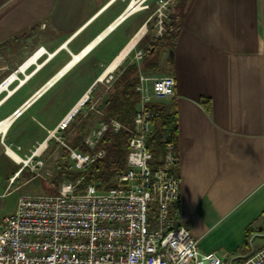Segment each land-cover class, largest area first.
I'll return each mask as SVG.
<instances>
[{
    "label": "crops",
    "instance_id": "1",
    "mask_svg": "<svg viewBox=\"0 0 264 264\" xmlns=\"http://www.w3.org/2000/svg\"><path fill=\"white\" fill-rule=\"evenodd\" d=\"M131 1L0 0V83L16 76L12 94L0 97V121L85 51L8 125L0 138V184L31 181L19 159L32 155L42 174L50 159L59 160L69 137L56 128L59 121L84 92L104 87L100 79L117 74L140 39L155 38L151 19L166 2L168 19L184 13L171 60L162 50L151 59L156 69L139 76L162 72L175 81L174 95L153 103L173 104L176 112L174 212L201 254L237 264L264 247V0H146L145 8L129 7ZM139 32L129 54L105 73ZM39 48L44 52L20 71Z\"/></svg>",
    "mask_w": 264,
    "mask_h": 264
},
{
    "label": "built area",
    "instance_id": "2",
    "mask_svg": "<svg viewBox=\"0 0 264 264\" xmlns=\"http://www.w3.org/2000/svg\"><path fill=\"white\" fill-rule=\"evenodd\" d=\"M145 1L132 0L129 7L145 8ZM158 4L160 13L166 2ZM162 32L164 28L158 21L157 36H162ZM43 52L39 48L32 57L35 60ZM142 57L140 50H134L131 62L137 63ZM114 78L109 73L100 81L107 89ZM174 87V78L169 75L139 76L135 87L139 101L131 129L115 120L100 121L83 138L86 152L63 144L68 151L67 170L78 173V178L51 185L53 194L17 199L14 211L0 220V264H224L214 252L201 254L197 240L176 219L174 205L179 198L176 144L163 142L155 165L147 146L154 118L150 106L173 96ZM46 89L31 95L37 94L31 103ZM91 98L88 89L56 128L65 130ZM95 105L96 100L88 109L94 110ZM20 112L17 109L9 117L15 118ZM108 129L114 133L124 129L130 134L125 170L115 174V186L108 190L99 191L94 184L80 189L84 172L105 157V151L97 145ZM31 158L32 155L19 162L47 181L49 172L39 174L42 163L32 162ZM237 264H264V247Z\"/></svg>",
    "mask_w": 264,
    "mask_h": 264
},
{
    "label": "trees",
    "instance_id": "3",
    "mask_svg": "<svg viewBox=\"0 0 264 264\" xmlns=\"http://www.w3.org/2000/svg\"><path fill=\"white\" fill-rule=\"evenodd\" d=\"M183 16L184 13L177 10L165 24L162 36L147 40L145 35L140 39L135 45V48L143 53L139 63L126 62L124 65L118 66L117 74L107 89L101 87L91 92V96L95 94L97 96L96 105L105 93L109 97L108 103L99 113L96 111L95 105L94 110L88 109L85 116H82L81 110L73 116L71 123L64 130L65 134H69V137L64 140L67 147L83 153L87 151L82 141L86 135H84V131L93 121V118L99 119V122L104 121L107 123L115 120L125 129L132 128L136 105L139 101V96L135 91L139 72L141 69H156L157 62L155 60L151 61V59L156 58L159 51H172L181 28ZM91 100L93 101V98ZM92 101L88 102L84 108H88ZM150 110L154 114L153 131L148 139L147 146L153 155V165H155L160 158L163 142L176 143L177 120L173 104L169 106L154 104L150 106ZM129 136V132L124 129L117 133L108 129L102 135L97 148L105 151V157L92 164L84 172V179L78 188L81 189L86 184H94L99 191H105L115 186L113 181L115 174L125 170L126 144ZM64 153L67 155L68 151L64 149ZM62 170L69 181H75L79 176L76 172L68 171L66 164L62 166ZM54 192V190H50V194ZM175 211L178 212V206H176Z\"/></svg>",
    "mask_w": 264,
    "mask_h": 264
},
{
    "label": "rangeland",
    "instance_id": "4",
    "mask_svg": "<svg viewBox=\"0 0 264 264\" xmlns=\"http://www.w3.org/2000/svg\"><path fill=\"white\" fill-rule=\"evenodd\" d=\"M168 13L169 11L167 9H162L161 12L158 14L156 19H152L150 23V29L151 33H154L155 37L157 36V27H158V21H161V25L164 28L165 24L168 22ZM163 34V32H162ZM134 50H137L135 47L130 52V54L125 58L123 63L129 62ZM162 54L161 51L158 52L157 56H160ZM115 72H113L114 74ZM161 77L167 76L164 73L160 72ZM163 74V76H162ZM160 76V75H159ZM11 89V88H9ZM6 92H3L0 94V97L5 95ZM99 122V119L93 118V121L90 123L88 127H86V130L84 131V135L87 134L92 128H94ZM50 154V153H49ZM61 154V153H59ZM54 158V157H53ZM66 164H69V158L68 155L65 153L59 156V160L55 161L49 160L48 165L43 169V171H48L49 176L47 177V181H44L43 179H40L35 176V171H30L29 168L25 169L23 173L27 175V177L31 178V181L28 182L24 187L18 188L17 183H14L12 185V182L6 187V183L3 182L0 184V220L10 213H12L15 209L17 199L20 196L25 195H45L50 194V190H53L51 188V185H57L62 180H67L65 177V174L62 172V166ZM39 174L41 173V169L37 171ZM69 181V180H68ZM5 189V190H4Z\"/></svg>",
    "mask_w": 264,
    "mask_h": 264
},
{
    "label": "bare ground",
    "instance_id": "5",
    "mask_svg": "<svg viewBox=\"0 0 264 264\" xmlns=\"http://www.w3.org/2000/svg\"><path fill=\"white\" fill-rule=\"evenodd\" d=\"M140 35H141V32H139V34L138 35H136L131 41H130V43L128 44V46L119 54V56L115 59V61L114 62H112V64L107 68V70L105 71V73H109V72H111L113 69H114V67L117 65V64H119L123 59H124V57H125V55L128 53V51L130 50V49H132L133 47H134V45H135V43H136V40L140 37ZM85 53V51L84 52H82L80 55H78V56H75L74 58H73V60L56 76V77H54L50 82H49V84L48 85H45L41 90H39L38 92H37V94H39V93H41L44 89H46L50 84H52L53 82H54V80L60 75V74H62L65 70H67V68H69L71 65H73L83 54ZM129 54V53H128ZM33 60H34V57H32V58H30L23 66H21V68H20V71H23L24 70V68L25 67H27V65L29 64V63H31V62H33ZM104 73V74H105ZM14 80H16V76L13 74V75H11V76H9L6 80H4L3 82H1L0 83V94H1V92H3V91H6L7 93H10V94H12V89L11 90H8V85H10L11 84V82H13ZM36 94V95H37ZM36 95H34L33 97H32V99L30 100V101H32L33 100V98H35L36 97ZM29 101V102H30ZM0 103H1V101H0ZM76 108V107H75ZM74 108V109H75ZM19 111H21V110H19ZM12 118H13V116H11V117H9V118H6V119H4V120H2L1 122H0V134H5V132H6V129L8 128V125L10 124V122L12 121ZM8 154L13 158V159H15V160H18L10 151H8Z\"/></svg>",
    "mask_w": 264,
    "mask_h": 264
},
{
    "label": "water",
    "instance_id": "6",
    "mask_svg": "<svg viewBox=\"0 0 264 264\" xmlns=\"http://www.w3.org/2000/svg\"><path fill=\"white\" fill-rule=\"evenodd\" d=\"M171 53H172V51H169V60H171ZM49 82H50V81H49ZM49 82H48L47 84H49ZM42 88H43V87H42ZM42 88H40V90H41ZM9 95H10V93H7L5 97H7V96H9ZM31 99H32V97L28 98L27 101H26V102H25L20 108H18V110H21L23 107H26L27 105H29V104L31 103V101H30ZM108 100H109L108 94L105 93V94L101 97V99L99 100V102L97 103V105H96V111H97V112H100V111L106 106V104L108 103ZM29 101H30V102H29Z\"/></svg>",
    "mask_w": 264,
    "mask_h": 264
}]
</instances>
